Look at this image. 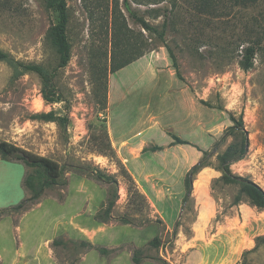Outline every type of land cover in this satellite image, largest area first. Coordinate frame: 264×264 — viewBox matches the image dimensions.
<instances>
[{
  "label": "rangeland",
  "instance_id": "obj_1",
  "mask_svg": "<svg viewBox=\"0 0 264 264\" xmlns=\"http://www.w3.org/2000/svg\"><path fill=\"white\" fill-rule=\"evenodd\" d=\"M128 2L158 31L166 22L163 43L175 57L183 80L177 79L191 95L193 106L200 108L201 126L212 123L206 139L209 142L202 133L200 139L178 132L175 135L189 141L182 145L184 148L192 146L200 153L198 161L202 152L209 153L210 166L194 176L189 198L185 203L182 198L179 213L167 225L137 190L127 165L106 150L103 136L107 114L103 108L107 107L105 97L110 85L108 118L112 130L130 135V130L134 132L143 125L146 147H162L160 151H148L153 169H158L160 158L153 154L167 149L173 142L168 134L174 133L169 128L165 133L149 126L148 119L164 110L157 104L165 94L171 107L176 96H170L165 85H156L161 75L153 74L155 63L150 59L96 81L100 75L95 65L110 63L111 16H124L135 34L141 32L147 38V33L127 18L123 0H66L71 56L53 79V103L42 99L36 74L0 61V149L6 154L5 160L0 157V211L7 209L0 214V264H134L136 250H140L139 264H187L191 254L198 260L205 253L211 254L209 250L229 243L241 244L232 251L231 261L239 257L234 264H264V241L253 250L255 238L264 236V211L244 202L230 208L235 187L219 184L215 191L210 189L212 181L221 175L215 169L216 153L233 142L227 138L215 147L232 125V115L242 117L248 148L244 158L230 169L264 190V0L253 5H244L241 0H217L206 9L197 0ZM115 5L117 10L113 12ZM56 20V12L47 10L44 0H0V51L21 64H36L52 71L57 57L46 33ZM249 45L255 47V56L252 68L244 71L241 51ZM152 52L169 57L164 47ZM50 111L68 119L66 129L33 117ZM26 152L63 167L66 185L47 189L24 211H13V206L28 197L23 187L28 169L16 160ZM96 170L112 175L116 184L98 180L93 174ZM143 178L141 175L139 180ZM180 184L183 187V180ZM156 189L164 188L157 183ZM112 199L110 219L98 222L96 214H103ZM164 210L166 217H172L171 207ZM156 236L160 246L148 245ZM251 239L252 247L243 250L251 246ZM56 240L62 245H54ZM81 241L105 248L108 253L86 250L77 244ZM244 251L248 252L243 256Z\"/></svg>",
  "mask_w": 264,
  "mask_h": 264
},
{
  "label": "trees",
  "instance_id": "obj_2",
  "mask_svg": "<svg viewBox=\"0 0 264 264\" xmlns=\"http://www.w3.org/2000/svg\"><path fill=\"white\" fill-rule=\"evenodd\" d=\"M199 5L203 9L208 8L214 1L217 0H197ZM238 0H234L235 3ZM149 4L158 3L157 0H150ZM242 3L247 5H253L257 0H241ZM139 4V3H137ZM44 6L47 10H52L57 14L56 23L53 24L47 31L46 37L53 48L57 57V66L50 72L45 70L42 66L36 64H21L13 60L8 54L0 51V61H5L14 66L15 69H20L24 72H32L36 74L41 81V95L42 99L46 103H53L56 92L53 85V79L56 76V72L67 66L70 61L71 46L67 39V25H68V14L66 0H44ZM122 7L128 14L127 18L131 19L135 24L139 25L143 32L147 33V38L140 32L135 34L131 29L128 28L126 18L124 16H111L110 19V38H111V51H110V63L106 65H95V69H98L99 75L96 77V81H100V78L105 79L107 74H113L125 66L133 63L144 55L157 50L159 47H164L167 50L168 56L172 62V67L175 70L176 76L179 80H183L179 74L178 67L176 65L175 57L169 48L163 43L164 29L166 22L162 24V30L158 31L155 26H152L142 16H138L131 8L128 0H123ZM117 10L115 5L113 12ZM158 16H153L156 18ZM149 40V42L147 41ZM150 43H153L152 45ZM160 43V44H159ZM151 46V47H150ZM240 65L244 71H247L253 66V59L255 56V47L253 45L243 47L241 51ZM102 87L106 94V83L102 82ZM107 101V95L105 97ZM204 104V102H200ZM206 105V104H205ZM103 109H106L104 106ZM34 119H39L44 122H56L62 129H66L68 119L66 117H59L50 111L48 113L36 114L33 116ZM232 125L228 127L219 142L216 143L215 147L221 145L227 138L233 139V142L229 144L222 152L216 153V166L215 169L221 174L219 178L214 179L211 183V191H215V187L219 184L235 187L236 193L232 197L230 202V208L237 206L240 203H247L251 207L264 211V190L254 183L250 178L239 176L234 174L230 166L244 158L248 148V137L247 132L244 129L242 117L235 118L230 115L229 117ZM105 130V128H104ZM173 139L170 145H188V142L179 139L177 136L168 134ZM103 140L106 143L105 148L108 153H111L113 157L115 154L106 142V135L104 131ZM162 147L151 146L144 147L142 153L151 151H160ZM0 157L5 160L6 154L0 149ZM209 153L202 152V158L193 165L185 174L183 180L184 186V197L183 203L187 201L192 191V181L194 176L204 167H209L208 163ZM20 161L25 168L28 169V173L24 177L23 187L28 194V197L22 200L11 209L13 211H24L34 202L39 200L47 189L55 186L66 185V180L63 174V167L57 164L55 161L46 157H41L30 152H26L16 158ZM95 177L100 181H105L107 184H116V181L112 175L105 176L102 172L96 170L93 172ZM140 195V194H138ZM114 206V199L108 200L103 214H96L95 219L100 223H106L111 217V210ZM7 209L0 211V214ZM218 219V218H217ZM123 223H130L128 220H123ZM264 241V236H258L255 238V250L260 242ZM76 244V242H73ZM54 245H62V242L56 240L53 242ZM79 246L86 250L96 249L100 254H107L108 250L105 248L94 247L88 241H81L77 243ZM148 245L152 247L160 246V239L156 236L149 241ZM248 251L243 252L246 254ZM140 250H136L132 257L134 264L140 263ZM243 264V263H242Z\"/></svg>",
  "mask_w": 264,
  "mask_h": 264
},
{
  "label": "crops",
  "instance_id": "obj_3",
  "mask_svg": "<svg viewBox=\"0 0 264 264\" xmlns=\"http://www.w3.org/2000/svg\"><path fill=\"white\" fill-rule=\"evenodd\" d=\"M159 55L162 56V54L151 52L134 61L136 63L150 59V63H155L153 74L157 75L158 73L161 75L160 80L159 78L156 79V85H165L167 87L166 91L169 92L170 96L171 94L176 96L174 107H171V100L169 99L168 94H165V99H162L161 103L157 104L164 110L157 111V115L153 113L151 114L148 119L149 126H157L164 132L166 128H169L174 135L178 132V134H185L189 137L192 136L194 139H200L202 133L204 134L203 139L206 140L212 123L206 122L201 126L199 116L200 108L198 107V109H196L193 106L190 98L191 95L182 88L180 81L176 77L170 58L166 56L160 58ZM147 63L149 64V62ZM169 63H171V65ZM171 83L172 86H170ZM110 98L109 85L106 103L107 121L105 122L104 127L106 142L109 144L115 157L122 160L125 165H127L126 169L134 181L137 190L148 200L149 204L155 208V212H157L167 224V222L176 218L179 213L181 200L184 197V186L182 187L180 180H184L186 172L194 165V163H196V161H198L200 153L195 151L192 146L191 148H184L179 144L170 146L172 143L170 142L168 148L162 153L153 154L158 155V158H160L158 164L159 168L153 169V166L150 163V152L148 153L147 151L142 153V149L147 145L142 138V131L144 129L143 125H139L137 127L138 130H135L134 132L130 130V135H127V133L121 134V132H115L112 130L113 128L111 127L108 118V112L110 111ZM211 129H214V127ZM194 139H192L191 143L193 145ZM206 142H209V139L206 140ZM203 144L205 143L203 142ZM181 160L184 161L182 162V165H179ZM208 173L209 172L206 171V174ZM141 175L144 176L142 182L139 180ZM157 183H160L164 189L158 191L156 189ZM165 206L171 207L172 217L165 216ZM215 235H217V232L213 236ZM251 240V246L249 248H243V250L252 247L253 239ZM186 243H189V241L187 240ZM238 245L241 244L238 243L234 245L229 243L227 245L224 244L223 247H215L212 251H208L211 254L207 255L205 253L202 256L203 258H199L198 260L195 259L197 258L195 254H191L187 259V264H234L239 257L236 260L231 261L232 251Z\"/></svg>",
  "mask_w": 264,
  "mask_h": 264
}]
</instances>
